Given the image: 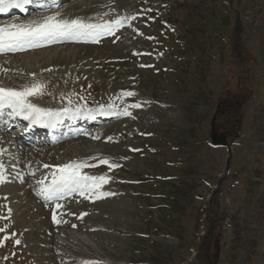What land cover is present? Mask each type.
<instances>
[{
  "label": "rangeland",
  "instance_id": "1",
  "mask_svg": "<svg viewBox=\"0 0 264 264\" xmlns=\"http://www.w3.org/2000/svg\"><path fill=\"white\" fill-rule=\"evenodd\" d=\"M56 7L32 16L124 23L96 43L58 40L16 57L0 54V87L42 84L43 94L30 100L54 110H121L129 120L52 148L53 165L34 159L49 166L46 175L106 159L119 167L84 172L106 176L105 192L114 195L57 208L30 191L42 176L1 186L0 264H264V0H69ZM13 17L0 25L15 24ZM127 97L141 99L139 114ZM241 104L223 179L227 153L213 147L211 133L231 136L236 125L223 127L216 109ZM90 133H101L98 141ZM2 148L11 151H0L5 169L1 158L26 159L0 141Z\"/></svg>",
  "mask_w": 264,
  "mask_h": 264
},
{
  "label": "snow or ice",
  "instance_id": "2",
  "mask_svg": "<svg viewBox=\"0 0 264 264\" xmlns=\"http://www.w3.org/2000/svg\"><path fill=\"white\" fill-rule=\"evenodd\" d=\"M33 2L34 0H0V13L11 9L24 11L25 7ZM132 18L134 19L135 17ZM123 23L124 21L121 19H117L111 23H89L81 19H58L56 16H49L43 21L32 22L26 25L9 24L0 26V54L25 51L58 40H84L96 43L101 36L114 34L116 29L123 26ZM43 88L44 85L42 84H32L20 90L0 87V115L7 110L9 116H19L32 123H41L54 127L64 116L75 117L80 113V108L64 107L54 110L40 107L33 103L30 97L42 95ZM124 95L133 96L135 93L127 92ZM129 107L140 108L141 105L136 103ZM124 114L131 115L127 109H125ZM100 163L107 164L110 169L119 167L117 164H109L106 159L100 160ZM87 166L83 162H73L59 167L52 174L49 184H45L44 180L39 181L42 187L38 195H41L45 201H58L73 193H79L80 196L85 198L95 197V199L114 195L111 192L98 191L103 184L108 183L106 176L81 174V169ZM45 167L49 166L45 165ZM0 169H3L2 164H0ZM3 182V172L0 171V183ZM56 207L60 208L62 205L57 203ZM52 218L54 222H59L57 221L55 212ZM0 219H5V217H0ZM73 226L75 227V225ZM0 232H6V229L0 228ZM8 238L5 235L4 240ZM15 243L18 245L20 241L15 240ZM0 246H3V241H0Z\"/></svg>",
  "mask_w": 264,
  "mask_h": 264
},
{
  "label": "bare ground",
  "instance_id": "3",
  "mask_svg": "<svg viewBox=\"0 0 264 264\" xmlns=\"http://www.w3.org/2000/svg\"><path fill=\"white\" fill-rule=\"evenodd\" d=\"M45 1V0H44ZM67 1H69V0H58V3L59 2H62V3H64V2H67ZM56 4V3H55ZM54 4H52V6H53ZM55 6V5H54ZM87 6V5H86ZM32 15H37V14H35L34 12H32V14H31V20L30 21H28V22H26V23H24L25 25L26 24H30V23H32V22H40V21H43L46 17L44 16V17H41V18H38L39 16H32ZM9 16V15H8ZM12 17H13V15H11ZM51 16H56L57 18H60V16L59 15H57V14H53V15H51ZM27 17V16H26ZM5 18V17H4ZM1 23V22H0ZM15 24H21V23H23V22H14ZM13 24V23H12ZM6 25H9V24H7V23H4V24H2V25H0V26H6ZM138 41V40H137ZM157 58V57H156ZM155 57H154V59H156ZM128 89V88H127ZM131 90V89H130ZM128 91V90H127ZM122 96V95H121ZM139 97V96H138ZM125 99H126V97H125ZM124 99V100H125ZM140 100L141 99H139V98H136V97H127V101L128 102H130V103H134V104H136V103H138V104H140ZM126 101V100H125ZM143 106V105H142ZM141 108V107H140ZM135 110H137V111H135V113H137V114H139L140 112H141V109H140V111H139V109L138 108H134ZM143 110H146V108H144ZM102 115H104V114H102ZM91 118V117H90ZM108 123H104V125H107ZM106 131V130H105ZM100 134L101 133H90V135H89V137L87 138L88 140H91V141H98V139H99V136H100ZM104 137V136H103ZM0 141H1V145L2 146H8V148H14V149H17L14 153L16 154V156H18L19 155V152L21 153V155L22 156H24L25 158H26V160L27 161H29V162H34V163H36V161H33L32 159V156L33 157H36V158H38V157H40L41 155H36L35 153H33V152H30V151H28L29 149H26L23 145H18V141H16L15 139H12V138H10V139H6L5 137H3L2 139H0ZM14 142V143H13ZM76 142V141H75ZM72 144V142H68V143H66V144H64L63 145V147L64 146H66V145H71ZM59 147V149L61 148V146H57V148ZM64 154V153H63ZM59 155V154H58ZM54 156V155H53ZM23 157V158H24ZM26 161V162H27ZM99 163V162H98ZM98 163H96V164H94L93 166H92V169L93 168H95V169H101V168H103V167H101L100 165H97ZM2 169H0V171H1ZM103 170V169H102ZM87 171V170H86ZM37 179H39V178H37ZM40 180H42V178H40ZM30 191H33L32 192V195L34 194V189H33V187H30ZM31 195V194H30ZM39 198V197H38ZM37 198V199H38ZM108 202V201H107ZM107 204H106V202L104 203V204H100V207H105ZM47 209V208H46ZM77 224V223H76ZM77 227H78V225H76ZM63 255V254H62ZM65 256V255H64ZM66 257V256H65ZM69 262H70V260H69ZM71 262H73V261H71Z\"/></svg>",
  "mask_w": 264,
  "mask_h": 264
},
{
  "label": "water",
  "instance_id": "4",
  "mask_svg": "<svg viewBox=\"0 0 264 264\" xmlns=\"http://www.w3.org/2000/svg\"><path fill=\"white\" fill-rule=\"evenodd\" d=\"M237 110V109H236ZM235 110V111H236ZM235 111H233L232 113H228V115H231V114H233ZM227 116V115H226ZM238 123H236V125H237ZM234 136H235V133H234V135L228 140V141H225L224 139H225V136H218V137H216L215 135H213V137H212V141H213V143H214V145H216L217 147H225L226 149H227V151H228V158H227V160H226V166L228 167V165H229V160H230V157H231V153H230V144H231V142H232V140H233V138H234Z\"/></svg>",
  "mask_w": 264,
  "mask_h": 264
}]
</instances>
